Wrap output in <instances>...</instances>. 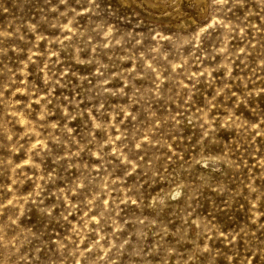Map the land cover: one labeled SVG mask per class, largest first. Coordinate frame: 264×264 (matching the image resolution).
Wrapping results in <instances>:
<instances>
[{
  "label": "rangeland",
  "instance_id": "obj_1",
  "mask_svg": "<svg viewBox=\"0 0 264 264\" xmlns=\"http://www.w3.org/2000/svg\"><path fill=\"white\" fill-rule=\"evenodd\" d=\"M0 264H264V0H0Z\"/></svg>",
  "mask_w": 264,
  "mask_h": 264
}]
</instances>
